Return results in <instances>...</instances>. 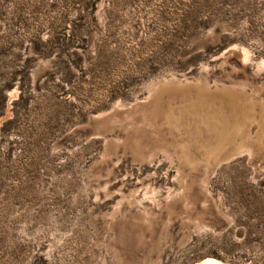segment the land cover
Masks as SVG:
<instances>
[{
    "label": "rangeland",
    "instance_id": "1",
    "mask_svg": "<svg viewBox=\"0 0 264 264\" xmlns=\"http://www.w3.org/2000/svg\"><path fill=\"white\" fill-rule=\"evenodd\" d=\"M1 108L0 264H264V0H0Z\"/></svg>",
    "mask_w": 264,
    "mask_h": 264
},
{
    "label": "trees",
    "instance_id": "2",
    "mask_svg": "<svg viewBox=\"0 0 264 264\" xmlns=\"http://www.w3.org/2000/svg\"><path fill=\"white\" fill-rule=\"evenodd\" d=\"M2 107H4V106H2ZM1 114H3V108H1V110H0V116H1ZM12 123H13V120H9V121L5 122L1 128V133H4L6 131V128L11 126Z\"/></svg>",
    "mask_w": 264,
    "mask_h": 264
}]
</instances>
